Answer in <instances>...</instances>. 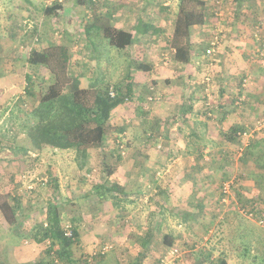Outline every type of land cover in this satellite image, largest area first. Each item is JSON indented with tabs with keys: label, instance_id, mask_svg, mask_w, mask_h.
<instances>
[{
	"label": "rangeland",
	"instance_id": "374dc122",
	"mask_svg": "<svg viewBox=\"0 0 264 264\" xmlns=\"http://www.w3.org/2000/svg\"><path fill=\"white\" fill-rule=\"evenodd\" d=\"M109 1H111L110 10L115 8L112 7V2H115L116 6L121 5L119 0ZM133 1L137 7L142 2ZM149 1L152 0H146ZM163 1L168 2L167 4L172 3L176 12L177 6L174 4H178L179 0L178 2ZM202 1L205 3L204 8L210 23L218 22L215 13L218 12L222 2ZM152 2L154 8L158 9V3L162 0ZM85 3L86 0H13L12 8H14L10 10L0 1V193L18 195L23 199L22 212L18 215L19 225L15 228L6 223L0 213V262H8L7 252H9L11 262L17 263V259H24L27 261L24 264H56L53 260V256L56 255L52 254L55 250H52L50 255L46 253L48 243L47 246L38 245L27 237L34 223L43 220L46 214L45 207L50 202L51 196L56 195L55 197L59 196L60 200H68L61 206L63 223L65 226H78L81 234L75 251L74 264H82L84 261L85 263L89 261L88 264H96L99 262L98 252L109 255L110 262L102 264H134L138 260L141 261L140 264H163V262L194 264L187 258L188 254H193L194 260L199 262L201 258L216 259L221 252L228 255L229 264H251L252 257L264 255V227L262 228L255 219H248L241 214L242 216L236 217L240 223L234 229L230 218L225 216L219 219L217 212L212 214L213 206L205 211L210 214L203 217L198 214L196 205H193L197 203V199L192 200L191 196L189 199L186 198V201L164 200L165 192L168 197L174 194L170 193L171 187L166 183L160 185L159 180L162 176H167L159 167L149 170L145 165L146 162L141 165L142 154H138L137 161L132 163V152L129 153L127 150L123 154L116 147L115 151L110 147L111 158L103 163L101 155L91 150L86 160L88 167L81 170L78 163L81 164L82 160L73 153L56 157L51 156L50 153L40 154L39 151L31 148L26 135L28 126L26 116L38 103L41 91L52 82L46 68L34 69L30 65L29 58L34 52L33 48L41 52L50 45L67 46L72 56L71 73L80 76L84 86L93 77L95 79L105 77L114 84L125 85L129 81L127 76L137 72L134 66L138 61L137 55L133 54V59L128 60L125 51L111 48L97 33L92 35L94 46H91L85 32L86 10L83 12L81 10ZM98 3L106 2L99 0ZM41 6L44 9L55 8V11L48 16L45 11H40ZM105 10L108 13L107 7L103 8V11ZM232 23L221 25L231 30L233 28V32L236 33L238 24H234L233 21ZM251 36H254L253 31ZM199 45L200 65H197V73H193V76L191 74L192 79L188 83L197 91L205 85L201 84L203 79L212 73L209 70L210 61L203 59L202 52L209 48L208 43L201 42ZM94 47H97L96 51ZM260 58L264 59V57ZM130 69L132 72L129 73ZM27 75H30L34 81L31 94L25 91ZM146 77L147 75L144 78ZM141 80L140 87L134 85L135 97L145 100L155 96L160 99V95L152 91L151 83H143ZM188 94L190 93L186 90V96ZM253 122L256 125H253V129L257 130L259 128L257 123L264 122V119ZM136 129L131 127V135L127 134V137H131L126 139V144L130 142V145H126L129 149L132 146H143L144 138L135 137L132 133L137 130L143 131L144 127ZM158 142L160 141H156ZM110 143L113 144L112 141ZM10 145L17 148H11ZM63 161L66 166L64 170ZM111 163L118 164V167L115 168ZM231 164L227 169L219 166L214 173L217 193L220 192L224 182L233 180V186H236L237 179L249 182L255 180L254 171L248 166L243 168L239 165L236 169L235 162ZM52 165L56 166L54 167L56 174L65 181L64 191L60 188L59 193L52 180L55 178V172L50 170ZM109 171H112L110 174L112 180L108 181V185H118L119 191L124 192V195L118 194L122 196L121 204L125 206V211L113 209L110 202L98 203L93 197L86 198V194L92 192L96 184L105 181L104 174L108 175ZM227 176L230 178L227 179ZM193 181L188 184L189 190H193L191 185ZM126 194L127 198L124 197ZM260 201L264 206V200ZM237 203L241 208L245 207V204L239 200ZM26 215L31 217L28 221L24 218ZM246 226L250 227V230L245 234L244 231L241 232V228ZM151 229L154 230V235L148 241L147 235ZM227 237L242 249L238 250L235 246L233 249L229 243L223 244L224 239L228 241ZM247 244H249V256H242L247 250L245 249ZM107 246L111 248L108 250ZM174 249L179 250V257H168V253ZM60 263L65 264L61 261ZM204 264L209 262L206 260Z\"/></svg>",
	"mask_w": 264,
	"mask_h": 264
},
{
	"label": "crops",
	"instance_id": "0c3cea01",
	"mask_svg": "<svg viewBox=\"0 0 264 264\" xmlns=\"http://www.w3.org/2000/svg\"><path fill=\"white\" fill-rule=\"evenodd\" d=\"M98 1L86 0L83 4L81 10L82 12L86 10L87 15L85 24L91 26L97 17L104 16L107 11H103V8L107 7L108 13L112 16L113 27L133 35L134 42L125 51L128 60L131 61L135 54L138 61L134 66L143 63L150 67L148 71L137 68V72L132 74L134 101L120 105L111 114L110 124L114 134H119L125 147L121 152L126 153L127 150L129 153L132 152V163L137 161L138 154H142L141 165L146 162L149 170L156 167L164 170L167 177L162 176L159 180L160 185L166 183L171 187L170 193H174L168 197L165 192L164 200L186 201V198L189 199L191 196L192 200L197 199V203L193 205H196L199 215L204 217L210 214L205 211L213 206L212 214L217 212L219 219L225 216L230 218L234 229L240 223L236 218L241 215L238 200L245 204V207L257 204L264 216V206L260 201L264 200V183L255 181L264 177V168L259 166V163L264 165V155L262 156L259 150L260 145H264L262 131L264 122H261L263 126L257 123L259 127L257 130L253 129L254 120L264 119V95L261 94L264 93V59L260 58L264 57V0L227 2L220 0L221 7L215 13L216 16L219 13L218 22L211 24L209 21L206 25L192 28L190 38L192 61L188 64H179L175 61L176 49L172 45L178 12L177 3L174 4L177 6L175 12L172 3H164L163 0L158 3V9L154 8L153 0L149 2L141 0L139 7L133 0L125 2L119 0L121 1L119 6L112 2V7H115L112 10L111 1L105 0L106 3L101 4ZM232 21L238 24L236 33L233 32V28L231 30L221 25L230 24ZM248 26L250 27L247 28ZM93 31L90 34L92 42L94 33L100 36L102 34L97 30ZM252 31L254 36H251ZM215 36L218 37V44L214 47V56L207 57L205 50L202 51L203 59L210 61L208 67L212 73L203 79L201 84L205 85L197 91L188 83L192 79L191 74L192 76L193 73L196 74L197 65H200L199 44L206 42L209 46ZM94 48L96 51L97 47ZM247 77L249 82L244 87L243 80ZM142 78L144 79L141 80ZM140 80L143 83H151L152 91L160 95L159 102L149 104V108L147 98L143 100L135 97L134 85L140 87ZM186 90L190 93L187 96ZM241 98L243 101L238 104ZM36 106L38 103L33 108ZM142 126L143 131H138L137 129ZM131 127L137 128V131L132 133L135 134L133 136L144 138L143 146H132L130 149L126 146L130 145V142L126 144V139L131 138L127 137ZM248 129L254 132L250 141L237 137L239 132ZM132 139L135 140L134 137ZM241 149L243 153L238 158ZM39 153L42 154L40 151ZM65 154L67 153L57 156L62 157ZM105 154L104 159L101 156L103 163L111 158L110 150ZM232 162H235L236 169L239 165L243 168L248 166L254 171L255 180L249 182L237 179L231 196L227 203H224L221 192L215 191L217 181L214 173L219 166L229 168ZM64 163L63 161V170L66 168ZM111 164L115 168L118 167V164ZM54 167L56 166L52 165L50 169L56 174ZM57 176L59 190L64 191L65 181ZM229 178L230 176H227V179ZM191 180H195L191 183L193 190H189L188 184ZM121 183L123 185V182ZM211 217L213 218V215ZM249 230L250 227L247 226L241 228V232L244 231L245 234ZM227 239L228 241L223 240V244L229 243L233 249V246L238 250L242 249L236 246L231 238ZM17 260V264L27 262L24 259ZM263 262L264 257L261 263Z\"/></svg>",
	"mask_w": 264,
	"mask_h": 264
},
{
	"label": "trees",
	"instance_id": "16d2710c",
	"mask_svg": "<svg viewBox=\"0 0 264 264\" xmlns=\"http://www.w3.org/2000/svg\"><path fill=\"white\" fill-rule=\"evenodd\" d=\"M0 1L5 8L11 10L13 0ZM227 1L225 0V2ZM204 7L205 3L202 0H179L172 43L176 49L175 61L179 64H188L192 61V45H190L192 28L194 26L206 25L209 22V17ZM40 8V11H45V14L48 16L55 11V8L44 9L42 6ZM111 21L112 16L106 13L104 16L97 17L91 26H86L85 32L89 39H91L90 34L94 32L93 30H97L98 33L101 32V37L108 42V46L124 52L133 44V35L113 27ZM90 44L93 46L91 40ZM32 51L34 52L29 58L30 65L34 69L40 67L46 68L52 82L48 83L41 91L38 106L33 108L26 116L28 122L26 135L31 144V148L43 153H50L51 156L73 153L82 160L81 164L78 163V167L81 170L88 167L86 160L91 150L97 151L103 159L105 158V153L109 152L110 147L114 151L117 148L120 152L123 143L122 138L119 134H114L110 120L111 114L116 108L126 102L134 101L133 83L131 81L132 75L127 76V80L129 81L125 85L114 84L106 80L105 77L103 79H95L93 77L84 86L80 80V76L71 73L70 62L72 56L67 46L50 45L43 48L41 52H38L37 48H33ZM135 68L143 71L150 69L148 65L143 63L137 67L135 66ZM130 72H132V69H130ZM26 81L25 91L27 94H31L34 81L30 75H27ZM112 91L115 92L114 97L111 96ZM121 131L124 130L121 129ZM10 146L11 148H17L14 145ZM261 147H264V145H260L259 149L263 156L264 149L262 150ZM259 166L264 168L263 164L259 163ZM50 170L54 173L52 169ZM111 172L109 171L108 175L106 173L104 174L106 176L105 181L102 184H96L92 192L86 194V198L93 197L98 203L110 202L113 209L125 211V206L121 204L122 196L118 194L122 193L124 195V192L119 191L120 188L118 185H108ZM57 175L54 173L55 178H52V180L56 183L55 189L57 188L58 192L60 190L59 184L57 183ZM258 179L255 181L258 182ZM259 183H264V177L260 179ZM220 192L222 194L221 190ZM55 196L52 195L51 199H49L50 202L45 207L46 214L43 220L34 223L27 237L38 245L47 246L48 243L49 247L46 248L48 255L52 253V250H55L54 254L59 261L65 264H74L76 263L74 260L75 251L79 244L81 234L78 226H65L61 206L63 202H68V200H60L59 196ZM124 197L127 198V194ZM22 201L23 199L18 195L13 196L10 193H0V213L6 223L12 228L19 225L18 215L22 212ZM26 216L24 218H27L28 221L31 217ZM69 232H71V236L67 235ZM153 235L154 230L151 229L149 235H147L148 241L153 238ZM248 245L245 246L247 250L243 253V256H249ZM7 256L9 263L2 261L0 264H17L11 262L9 252H7ZM227 256L225 252H221V255L216 259H211L210 257L201 258L199 262L194 260L193 254H188L187 258L194 264H204L206 260L209 264H229ZM263 257L264 255L254 256L251 258L250 263L263 264L264 262L260 263ZM97 258H99V262L96 264L110 262L109 255L107 253L105 254V252H98ZM86 262L84 261L82 264L89 263V261ZM140 262L138 260L134 264H140Z\"/></svg>",
	"mask_w": 264,
	"mask_h": 264
},
{
	"label": "built area",
	"instance_id": "2783aa9c",
	"mask_svg": "<svg viewBox=\"0 0 264 264\" xmlns=\"http://www.w3.org/2000/svg\"><path fill=\"white\" fill-rule=\"evenodd\" d=\"M217 16H219V13L217 14ZM217 44H218V37L215 36V38L211 41V43L209 45V48H207L205 50V56H207V57H213L214 54H215V48L214 47L217 46ZM248 82H249V79L247 77V78H245L243 80V86L245 87ZM111 96L114 97L115 96V92L112 91L111 92ZM242 99L243 98L239 99L238 104H241V102L243 101ZM158 100L159 99L156 98L155 96L154 97L150 96L149 98H147L148 107H149V104L156 103ZM258 125L259 126H263V124L261 122H259ZM253 135H254V132L252 130H249L248 129L247 131H241V132H239V134H238L237 137L239 139L240 138H243V139H247V141H250L251 138L253 137ZM121 149L122 150L125 149L124 145H121ZM122 153L124 154L125 152L123 151ZM242 153H243V150L241 149L237 157L240 158L241 155H242ZM233 184H234V181L231 180V181H228L227 183L223 184V186H222L221 191H222L224 203H227L228 198L231 196V194L233 192V187H234ZM239 212L244 217H246L248 219H255L260 226L264 227V216L260 213V206H258L257 204H253V205H251L249 207L240 208L239 209ZM67 235L71 236V232L67 233ZM110 248H111V246H109V247L107 246L106 249L109 250ZM52 254L55 255L54 253H52ZM168 257H170V258H178L179 257V250H177V249L171 250L168 253ZM53 260H54V262L56 264H61L60 261L56 257H54V256H53ZM163 264H167V263L166 262H163Z\"/></svg>",
	"mask_w": 264,
	"mask_h": 264
}]
</instances>
